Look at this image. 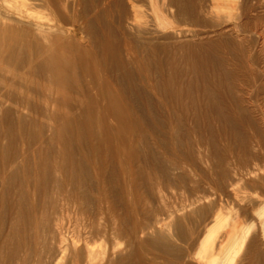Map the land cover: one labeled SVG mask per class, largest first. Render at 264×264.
Here are the masks:
<instances>
[{
	"label": "bare ground",
	"instance_id": "bare-ground-1",
	"mask_svg": "<svg viewBox=\"0 0 264 264\" xmlns=\"http://www.w3.org/2000/svg\"><path fill=\"white\" fill-rule=\"evenodd\" d=\"M239 1L0 0V264L30 255L41 264L47 237V264H67L71 248V264L85 252L98 255L93 264H264L263 127L239 83L264 88L253 55L264 52V16L248 49ZM199 146L220 162L248 156L252 167L227 174L226 192L243 207L252 177L255 225H242L239 210L223 216L222 198L207 193L174 212L150 210L176 173L196 167ZM199 214L207 224L183 241L176 227Z\"/></svg>",
	"mask_w": 264,
	"mask_h": 264
},
{
	"label": "rangeland",
	"instance_id": "rangeland-1",
	"mask_svg": "<svg viewBox=\"0 0 264 264\" xmlns=\"http://www.w3.org/2000/svg\"><path fill=\"white\" fill-rule=\"evenodd\" d=\"M246 1V0H245ZM244 0H240L239 1V5L241 6V8H240V14H241V17H243L241 20H242V24L244 25L245 24V26H247L248 27V25L250 26L249 28L250 29H252V32L250 33V38H249V40L251 41V42H248L247 43V47H248V49H250V48H252V49H254L255 47H254V39H255V35H256V32H254L253 30V26L255 25V24H257V25H259L260 24V22H258V21H256V19L254 18L255 16H258V18H260L261 17V15H262V17L264 16V10H263V12L262 11H260L257 7H259V1H263V0H248V1H246L245 2ZM241 2V3H240ZM248 2V3H247ZM250 3V5H248ZM246 5V6H245ZM252 5H255V6H252ZM243 6V7H242ZM248 6V7H247ZM256 9H255V8ZM243 8H246V9H243ZM249 8L250 9H252V10H249ZM242 9V10H241ZM248 10V11H247ZM245 12V13H244ZM259 12V13H258ZM246 14V15H245ZM249 19V20H248ZM261 25V24H260ZM253 36H254V39H253ZM252 38V39H251ZM250 43V44H249ZM251 43H253V45H251ZM251 45V46H249V45ZM253 46V47H252ZM250 47V48H249ZM252 49L250 50V51H252ZM258 50V51H257ZM260 51H262V49H261V47H258V48H256V50H255V52L253 51V55L255 54V58H256V56L258 55V54H256V53H260L259 55V61L261 62L260 64V66H262V69L264 70V52H263V55H262V52H260ZM261 58V59H260ZM263 58V59H262ZM243 79V80H242ZM242 79H240L239 80V83L241 84V87H242V90H241V93H242V95L244 96V97H249L250 96V99L249 98H244L247 102H249L250 101V108L252 109L251 111H253L254 113H252L253 114V117L255 118V122H256V124H257V130L259 131L260 129L259 128H261V127H263L264 128V107L262 108V106L261 105H263L264 106V91H263V89L264 88H262V86L260 85V82L258 81V80H252L251 78H249L248 76H244V77H242ZM248 79V80H247ZM242 80V81H241ZM246 81V82H245ZM253 81L255 82V83H253ZM184 84H187V82H189L188 80H185V81H182ZM243 82V83H242ZM258 82V83H257ZM255 84V85H254ZM247 85V86H246ZM252 87H251V86ZM260 86V87H259ZM255 87H257V88H255ZM259 87V88H258ZM264 87V86H263ZM244 88H245V90H244ZM254 90V91H252V90ZM259 89V90H258ZM263 92H262V91ZM261 91V92H260ZM252 92H254V93H252ZM255 92H257V93H255ZM245 93H246V95H245ZM196 94H197V97H196ZM263 96V97H262ZM263 98V99H262ZM184 99V102L186 101L187 103H190V101H189V99L190 98H188V97H184L183 98ZM187 99H188V101H187ZM192 99V98H191ZM193 99H195V100H197L198 102L200 101L201 103H203V97H202V95H201V93H194V98ZM257 100V101H256ZM262 102L261 103V105L259 104V102ZM253 103H254V105L255 104H257V106L259 107H257V106H254L253 105ZM259 104V105H258ZM253 105V106H252ZM255 108V109H254ZM261 109H263V110H261ZM261 110V111H260ZM257 111V112H256ZM191 112V113H190ZM260 112V113H259ZM263 112V114L261 115V113ZM189 113V114H188ZM187 115H188V119H190V118H193V115H192V111L191 110H188V112H187ZM256 115H259V117L258 116H256ZM256 118H257V120H256ZM261 118V119H260ZM263 121V122H262ZM263 123V124H262ZM262 124V125H261ZM263 128H261V130L259 131V137H260V140H261V138H262V140L260 141V148H259V150H258V148H256V150H257V153H256V155H257V157L258 158H260V160L262 161V162H264V129ZM256 129V128H255ZM201 148V149H200ZM204 147H201V146H199V148H197V152H201L200 153V155H199V157H200V160H201V158H202V160L201 161H205V162H202V164H199V162H200V160H199V157L196 159V164H195V166L197 167H194V168H189L188 169V167L185 169V170H183V171H179L178 173H176L177 175L179 174V176H181V180L179 179L178 180V182H175V184L173 185V186H171V188H166L165 190H164V192H163V196H162V198H161V200L160 201H158V200H153L152 201V203H151V205L149 206L150 207V210L152 211H157V212H159V214L160 215H162V214H165V211L166 212H174L175 210H178V209H180L181 207H182V205H185L186 203H188V200L192 197V196H194V194L195 195H199L200 194V196H203V195H205L206 193L208 194V195H210L211 197H215V198H217V199H221L223 202H225V203H223L222 201H221V205H222V209H223V211H222V209H221V213H223L222 215L223 216H225V214H228L229 216H230V213L232 214L233 212H231V211H234V212H236L237 210H239V212L238 213H240V215H242L243 214V219H242V217H241V224L243 225L244 224V226H246V224H247V222H248V224H247V226H251V225H255L256 223H257V221L254 219L253 221H254V223H252L253 221H251L250 219H249V216H250V214L249 213H251L255 208V206L254 205H256L255 204V202H253L254 200H252V198L254 197V196H252L253 194H254V192H253V190H251V189H249L250 191L249 192H247L248 190V187H249V183H251L253 180H252V177H247V178H245V184H244V188L242 189V195L241 196H244V198H245V202H246V204L245 203H243V204H241V205H243V207H237V205H233L232 204V200L230 199V197H228V195H227V192H226V190H227V174H233V171L236 173V172H239V171H244V170H246L248 167H252V162H248L249 160H247L248 158V156H240V157H234V158H230V159H228V158H225V159H222V161L220 162V161H218V160H216V159H213V156L212 155H210L211 153H210V150H208V148H204ZM198 149H200V150H198ZM206 149H207V151H206ZM203 151H204V153H203ZM205 151L207 152V153H205ZM262 151V152H261ZM209 153V154H208ZM203 154V155H202ZM206 154V156H207V158L204 156ZM202 155V156H201ZM206 158V159H205ZM247 158V159H246ZM239 159V160H238ZM207 160V161H206ZM209 160H211V161H209ZM246 160V161H245ZM199 161V162H198ZM232 161H234V163L232 162ZM214 162V163H213ZM226 162V163H225ZM231 162V164H229ZM219 163V164H218ZM233 163V164H232ZM247 163V165H245ZM254 163H256L255 161H254ZM258 163H260L261 164V162H258ZM199 164V165H198ZM207 164V165H206ZM213 164V165H212ZM217 164H218V166H217ZM221 165V166H220ZM226 165H229V166H227L228 167V169H227V167H226ZM239 165V166H238ZM199 166V167H198ZM201 166H202V168H201ZM214 166V167H213ZM217 166V167H216ZM238 167V168H237ZM246 169H245V168ZM240 168V169H239ZM195 169V170H194ZM198 169V170H197ZM209 169H211V171L209 170ZM212 169H214L215 171V173L213 172V170ZM221 169V170H220ZM235 169V170H234ZM189 170V171H188ZM197 170V171H196ZM200 170V171H199ZM191 171V172H190ZM195 173H194V172ZM224 171V172H223ZM182 173V175H181V173ZM210 172V173H209ZM197 173V174H196ZM219 173V174H218ZM190 174H191V176H190ZM205 174V175H204ZM225 174V175H224ZM192 178V179H191ZM187 179V180H186ZM190 179V180H189ZM196 181H195V180ZM198 179V180H197ZM217 179H219L218 181H217ZM223 179V180H222ZM184 180V181H183ZM194 180V181H193ZM247 180V181H246ZM217 181V182H216ZM183 184H182V183ZM188 182V183H187ZM190 182V183H189ZM202 182V183H201ZM208 182V186H207V183ZM187 183V184H186ZM194 183H195V185H194ZM225 183V184H224ZM180 186H179V185ZM176 186V187H175ZM179 186V187H178ZM189 186V187H188ZM197 187L196 188V190H198V191H196L195 190V188L194 189H192L193 187ZM209 186H210V188H209ZM222 186V187H221ZM246 186H247V189H246ZM175 187V188H174ZM185 187V188H184ZM187 187V188H186ZM212 187V188H211ZM214 187V188H213ZM224 187V188H223ZM225 187H226V189H225ZM173 188H174V191H173ZM199 188V189H198ZM209 188V189H208ZM250 188V187H249ZM189 189V190H188ZM190 189H191V191H190ZM203 189V190H202ZM212 189V190H211ZM178 192H177V191ZM208 190H210V192L208 191ZM175 191H176V193H175ZM185 191V193H183ZM193 191H195V192H193ZM201 191V192H200ZM204 191V193H202ZM212 191V192H211ZM220 191V192H219ZM246 192V193H244V192ZM253 193H252V192ZM170 192V193H169ZM172 192H173V194H172ZM180 192V193H179ZM197 192H200V193H197ZM169 195H167V194ZM174 193L176 194V196L174 195ZM192 193H194V194H192ZM202 193V194H201ZM214 193V194H213ZM220 193H222V195L220 194ZM179 194H181V195H179ZM185 194V195H184ZM206 194V195H207ZM251 194V195H250ZM171 195H172V197H171ZM191 195V196H190ZM214 195V196H213ZM218 195V196H217ZM249 195V196H248ZM182 196V197H181ZM187 196V197H186ZM190 196V197H189ZM219 196H222V197H219ZM186 197V198H185ZM210 197V199H212ZM247 197V198H246ZM250 197V198H249ZM166 198V199H165ZM167 198H168V200H167ZM163 199V200H162ZM173 200V202H169V201H172ZM177 199V200H176ZM188 199V200H187ZM249 199V203H248V200ZM260 199H262V201H264V196L263 195H260ZM163 203H162V202ZM166 201H167V203H166ZM177 201V202H176ZM230 201H231V203H230ZM254 203V205H252L253 203ZM168 202H169V204H168ZM174 202L175 203H177V205L176 204H174ZM173 203V204H172ZM182 203V204H181ZM205 203V204H204ZM223 203V204H222ZM227 203V204H226ZM252 203V204H251ZM168 204V205H167ZM172 204V205H171ZM179 204V205H178ZM207 204V205H206ZM211 204V203H210ZM210 204H209V202L207 201V202H203V205H206V206H210ZM157 205V206H156ZM175 207H174V206ZM202 205V206H203ZM226 205V206H225ZM252 206V208H251V206ZM152 206V207H151ZM227 206H228V209H227ZM229 206L231 207V209L232 210H230V208H229ZM233 206V207H232ZM236 206V207H235ZM245 206H247V207H245ZM179 207V208H178ZM155 208H156V210H155ZM160 208V209H159ZM198 208H200V207H198ZM197 207L195 208L196 210L198 209ZM210 208V207H209ZM236 209V210H234V209ZM241 210H240V209ZM250 208V209H249ZM256 208H257V206H256ZM253 209V210H252ZM170 210H173V211H170ZM230 210V211H229ZM246 210V211H245ZM251 210V211H250ZM50 211H52V208H51V210L50 209H48V212H50ZM164 211V212H163ZM226 211V212H225ZM242 212V213H241ZM0 213H1V210H0ZM184 213H188L189 214V211L188 212H184ZM184 213H182V212H179V213H177L176 215H175V218H177V221H178V219H180V218H182L183 217V214ZM246 213H248L247 215H246ZM228 215H226L225 217H228ZM200 214L199 215H196L194 218H192L193 219V221H194V219H195V221H196V223H194L193 221H192V219H189L185 224H183V225H181L180 227L179 226H177L176 228H177V230L175 229V233L176 234H178L182 239H183V241H190V239L191 240H195L196 238H197V236H199L200 235V233L199 232H201L202 231V229H203V227L207 224V221H208V219H209V216H205V215H201L200 217ZM202 216H204V217H202ZM246 216V217H245ZM199 219V220H197V218ZM0 218H1V214H0ZM205 218V219H204ZM246 218V219H245ZM247 218H248V220H247ZM200 219H202L204 222H205V224L203 223V221L202 220H200ZM206 220V221H205ZM203 223H201V222ZM199 224H198V223ZM250 222V223H249ZM194 223V224H193ZM252 223V224H251ZM197 224V225H196ZM200 225V226H199ZM202 225V226H201ZM186 226V227H185ZM190 226V227H189ZM183 227V228H182ZM200 227V228H199ZM186 230H185V229ZM191 230H190V229ZM198 229V230H197ZM200 229V230H199ZM225 229L226 230H222L223 231V233H226V232H228V228H226L225 227ZM195 236V237H194ZM187 237V238H186ZM50 237H47V246L46 247H44V248H42V247H40V249H39V253L38 254H40V257H39V255H38V257L40 258V261H42V263L41 264H47L46 262H51V259H52V257L51 256H54V253H55V246H54V244H55V241L53 240V242H51L52 240L51 239H49ZM186 238V239H185ZM189 238V239H188ZM195 238V239H194ZM160 240V243L161 242H163L161 239H159ZM159 240L158 241H155V239H149V241H152V242H154L155 241V244L156 245H158V246H163V244H164V242L163 243H161V245H160V243H158L159 242ZM50 241V242H49ZM69 242V241H68ZM53 244V246L54 247H52L53 249H54V252L53 251H51V250H53V249H51V246H52V244ZM98 243V242H97ZM51 244V245H50ZM101 244V242H99V244H96V248H98V246ZM180 245V246H179ZM80 246V245H79ZM177 247L180 249L181 248V250L183 249V252L185 253V254H187V252H185V251H187L185 248H186V245H185V243H181V242H179L178 244H177ZM79 248V247H78ZM42 249V250H41ZM45 249H48V250H45ZM72 249V248H71ZM70 249V251L67 253V259H66V263L67 264H71V262L73 263V260H71V259H74L73 257L70 259V257L71 256H73V255H71V254H73ZM40 250H41V252L42 251H44V254H43V252L41 253L40 252ZM25 251V252H24ZM28 250L26 249L25 250V248H23L22 249V251H21V253L22 254H24V253H26ZM47 251V255H46V252ZM24 252V253H23ZM28 253H29V251H28ZM53 253V254H52ZM154 253H156V252H154ZM48 254H52V255H49V257L47 258L46 257V259L48 260H46L45 259V256H48ZM85 254L86 255H84L83 254V256H82V260H81V264H93V263H95V261H96V259H95V257L96 256H98V255H90L89 253L87 254L86 252H85ZM71 255V256H70ZM88 255V257L89 258H87L86 256ZM42 256V257H41ZM43 258V259H42ZM51 258V259H50ZM89 259V260H88ZM46 260V261H45ZM95 260V261H94ZM37 262V260L35 259V257H34V255H30V256H28V259H27V262H28V264H36V262ZM68 261V262H67ZM83 261V262H82ZM91 261H92V263H91ZM88 262V263H87ZM48 263V264H49ZM62 263H64V261L62 262ZM61 263V264H62Z\"/></svg>",
	"mask_w": 264,
	"mask_h": 264
}]
</instances>
